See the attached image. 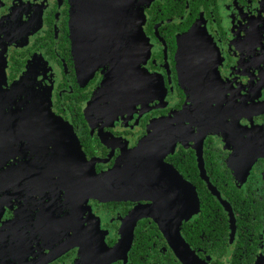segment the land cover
Returning a JSON list of instances; mask_svg holds the SVG:
<instances>
[{
	"label": "flooded vegetation",
	"instance_id": "obj_1",
	"mask_svg": "<svg viewBox=\"0 0 264 264\" xmlns=\"http://www.w3.org/2000/svg\"><path fill=\"white\" fill-rule=\"evenodd\" d=\"M109 2L0 0V264H264V0Z\"/></svg>",
	"mask_w": 264,
	"mask_h": 264
},
{
	"label": "water",
	"instance_id": "obj_2",
	"mask_svg": "<svg viewBox=\"0 0 264 264\" xmlns=\"http://www.w3.org/2000/svg\"><path fill=\"white\" fill-rule=\"evenodd\" d=\"M81 1V0H80ZM153 0H137V26L140 30V35H142V26L145 22L144 7L149 6ZM129 0H110L111 8L113 12L118 10L123 11L128 5ZM88 8H87V7ZM108 6V0H83V3H80L79 14L82 15L86 10L90 13H95V17H90L97 23L98 17L102 24L104 18L100 17L102 10L106 12ZM111 11V12H112ZM97 13V14H96ZM100 24V25H101ZM120 175V176H119ZM133 177L130 170L125 169L118 173L117 177L114 179V183L102 182L100 176L95 172L93 168L89 166L88 171V197L90 199L110 201V200H125L128 201L131 198V187L129 183H132ZM129 184V185H128ZM147 213V211H146ZM146 217L145 209L140 208L137 211L133 212L127 219L126 225L124 226L123 239L120 244L111 250L113 254L111 259L115 260L116 256L125 253L130 250L134 235H135V226L139 219ZM189 218V217H186ZM185 256L186 264H203L198 257H191V249L185 243ZM188 262V263H187Z\"/></svg>",
	"mask_w": 264,
	"mask_h": 264
}]
</instances>
